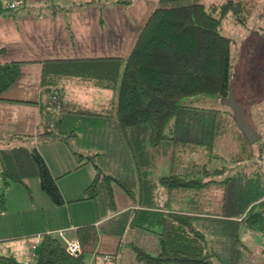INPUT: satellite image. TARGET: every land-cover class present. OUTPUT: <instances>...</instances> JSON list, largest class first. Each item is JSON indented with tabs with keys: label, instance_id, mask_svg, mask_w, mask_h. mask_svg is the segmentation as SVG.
<instances>
[{
	"label": "trees",
	"instance_id": "16d2710c",
	"mask_svg": "<svg viewBox=\"0 0 264 264\" xmlns=\"http://www.w3.org/2000/svg\"><path fill=\"white\" fill-rule=\"evenodd\" d=\"M181 1L191 0H159L128 57L118 59L114 82L87 77L85 81L94 87L116 91V97L105 105L88 112L66 108L61 104L58 82L69 77L54 68L71 64L47 67L43 71L38 102L41 122L37 136L45 142L66 144L77 161V168L84 164L94 167V179L84 189L82 200L94 202L99 219L116 212L115 187L134 203L132 210L105 221L99 228L118 237L127 227L147 230L157 236L159 253L156 256L139 245H131L137 262L232 264L241 258V226L244 230L264 234V170L256 169L255 177L248 171L255 169L256 155L262 149L246 141L231 110H209L183 105L182 101L199 96L225 101L231 88L232 55L231 40L220 34L221 26L228 15L233 16L235 25H246L252 16V7L245 1L234 0L209 6L175 4ZM100 2L92 0L86 4ZM129 3L114 0L103 4ZM5 11V15L14 12ZM89 61L81 64L91 63ZM19 73V63L0 64V101L15 85ZM71 80L78 82L79 79ZM54 89L59 92L57 103L51 102ZM53 109L58 115L54 124L48 126L47 119ZM80 118L110 122L111 131L114 128L120 138L125 137L128 147L137 156L147 151L139 140V136H146L143 139H147L149 150H156L158 157L170 158L171 174L152 180L151 185L141 174L130 180L102 175L95 163V159L103 156L101 153L84 155L70 144L71 138H78V121L73 119ZM227 136H231L237 149L227 159L235 167L210 169L212 159H226L214 152V147ZM219 175L226 176L215 180ZM35 176L42 192L55 206L65 204L56 180L35 147L12 146L9 142L0 145V208H5V195L11 186L20 184L28 189L26 180ZM212 186L221 194L219 213L200 212L199 207L210 204L204 192ZM169 194L179 199L174 206L168 201ZM103 195L108 201L105 213L98 201ZM160 196L167 200L157 201ZM238 218L241 220L237 221ZM214 224L220 237L232 242L225 249L221 250L220 244L211 238ZM76 234L80 246L77 255H70L52 235H40L33 264H87V260L97 254L98 227L95 224L80 226ZM0 264L23 263L13 257H0Z\"/></svg>",
	"mask_w": 264,
	"mask_h": 264
},
{
	"label": "rangeland",
	"instance_id": "374dc122",
	"mask_svg": "<svg viewBox=\"0 0 264 264\" xmlns=\"http://www.w3.org/2000/svg\"><path fill=\"white\" fill-rule=\"evenodd\" d=\"M226 1L228 0H191L181 1L175 4L200 3L209 6L211 4L219 5ZM234 1H245L249 3L252 7V16L247 24L242 26L235 25L233 16L228 15L222 23L220 34L231 40V88L235 100L244 109L248 124L261 135V139L256 142V147L257 149H262V151L257 153L259 157L256 155L255 169L248 170L253 172V177H255L254 174H257L256 169L262 168L264 170V0ZM56 68L57 72L61 70L69 77V79H66V81L62 80L60 83H62L61 90L65 98L70 95L74 98L71 102V110L78 111L82 109V112H88V110L90 111V109H92L89 104L101 105L107 102L109 98H112V90H103L102 88L94 87L85 80L88 76H95V80L101 79L114 82L118 73L116 64L105 65L89 63L57 66L54 69ZM71 79L79 80L78 82L76 80L74 82ZM72 92H74V94ZM85 104L88 105L86 106ZM182 104L220 112L230 110L226 106L225 101L212 96L187 98L182 101ZM107 113L109 112L105 111V114ZM73 121H78L76 124L78 138L70 139L71 146L84 155L88 154L87 151L101 153L103 156L95 159V163L99 166L102 175H111L115 178L130 180L132 178L137 179L141 174L140 177L151 185L152 180L156 181L160 177L171 174L172 171L169 166L170 158L158 157L157 152H155L156 150L151 148L150 149L154 151L149 150L147 139H143V137L146 136H139V140L146 145L145 150L147 151L137 156V154L135 155L130 147H128V142L125 137L120 138L114 128L111 131L110 122L107 124L103 122V120L93 122L91 118L73 119ZM230 137L231 136H227L215 143L214 152L225 156L226 159H212L209 166L210 169L222 166L227 168L235 167L230 161H227V159L229 160L230 158L228 155L232 151H237ZM237 168H239V166ZM227 174L228 173H226V175ZM93 175L94 169L92 166L89 165L88 168H84L80 179L82 180V184L86 181L88 182L86 185H88ZM226 175L215 176L214 179L222 180ZM26 183L28 189L20 184L11 186L5 195V208L3 210L0 208V257H13L16 260H20V255L22 254V257L25 256L28 250H32L35 255L36 247L40 242V235L45 233L51 234L52 231L47 230L56 228L54 219L60 218L61 211H63L62 214L64 213V217L67 218L70 216L68 221L69 226H71L70 221L72 219L73 223L84 225L93 224L91 222L97 220L98 214L93 201L71 203L69 208L68 204L62 205L64 208L62 206H55L49 197L42 192L39 179L36 176L27 179ZM72 187L81 189V187L72 184L68 190L65 189L64 191L67 196L82 195V191L79 192ZM210 190L212 193L208 192ZM215 191L216 188L212 186L209 190L204 192L206 195L205 199L208 200L210 204L209 206L199 207L200 212L219 213L221 194ZM114 193L118 199H120V197L127 199L123 192L117 187L114 188ZM168 198H170L168 201L170 200L169 202L172 206L179 200L174 199L170 194ZM166 200L167 198L162 196L159 197V200L157 199V201L160 202ZM98 201L102 213H105L108 201L104 195L103 197L101 196ZM153 201L156 202V200ZM236 220H241V218ZM217 229L216 224H214L211 229L213 232L211 238L217 245L220 244L222 250L232 242L224 241L223 238L220 237L221 234ZM244 229L245 228L241 226L239 230V247L243 245V247H240L243 254V257H241V264H263L264 256L257 246L263 245L264 234L261 235L257 232ZM56 230L57 229H54V231ZM23 232L31 233L27 236L29 241L24 251H22L23 253L19 251L17 239L5 241L3 239L8 236L20 235ZM59 233L62 235V232H58L57 235ZM131 237L135 244L143 247L150 255H158L159 241L157 236L147 230L134 229V232L128 234L125 240L128 241ZM37 239H39L37 245L32 246ZM74 240L78 241L77 238ZM245 248L248 250H243ZM120 254L119 260L115 264H142L135 260L134 252L130 248H124L121 250ZM104 256H101L102 263L112 264V258L110 259L109 257L108 260H104ZM25 262L26 264H30L29 261Z\"/></svg>",
	"mask_w": 264,
	"mask_h": 264
},
{
	"label": "crops",
	"instance_id": "0c3cea01",
	"mask_svg": "<svg viewBox=\"0 0 264 264\" xmlns=\"http://www.w3.org/2000/svg\"><path fill=\"white\" fill-rule=\"evenodd\" d=\"M90 1L92 0H25L22 8L14 11L12 15H5L6 1L0 0V11L3 12L0 14V64L16 62L20 67L15 85L4 93V99L0 101V145L9 142L12 146L35 147L56 180L68 208L71 203L87 201L82 200L83 191L93 181L95 169L91 164L77 168V161L72 151L63 142H45L38 138L41 122L38 102L41 99L43 71L47 67L54 68V65H78L85 60L105 65L117 64L118 61L120 62L118 59L124 60L130 54L151 12L159 2V0H125L130 1L126 5L103 4L114 0H98L101 2L86 4ZM79 4L81 7H77ZM58 84L61 89L62 83L58 82ZM60 93L61 104L71 108L73 96L65 98L62 90ZM115 97L116 91L113 92L111 99ZM109 99L101 105L108 103L111 100ZM101 105L89 104L93 110ZM87 153L91 152L87 151ZM89 165L94 169V175L88 185L86 181L82 184L80 180L82 171ZM72 184L81 187V189L72 187L79 192L82 191L81 196H67L64 192ZM115 202L117 206L115 213L102 219L97 217V220L91 222L98 227L99 238L97 254L87 260V264H103L101 256L104 255L113 256L114 260L111 262L115 264L119 260L121 250L124 248L132 250L131 245L135 244L132 237L128 241L125 240L134 229L127 227L118 237L99 228L105 221L134 208V203L128 198L118 199L115 196ZM62 212L60 218L54 219L56 228L47 231H52L50 235L64 246L77 238L76 229L84 224L73 223L72 219L69 226L70 216L66 218ZM58 232H62V235H57ZM30 234L23 232L3 239L4 241L17 239L19 251L23 253L29 241L27 236ZM38 240L32 246L37 245ZM257 247L264 255V243ZM240 251L243 257L241 248ZM34 257L36 252L34 255L32 250H28L25 256L22 257L21 254V259L17 261L23 264L29 261L33 264L36 260ZM234 262L241 264V258Z\"/></svg>",
	"mask_w": 264,
	"mask_h": 264
},
{
	"label": "water",
	"instance_id": "95a60500",
	"mask_svg": "<svg viewBox=\"0 0 264 264\" xmlns=\"http://www.w3.org/2000/svg\"><path fill=\"white\" fill-rule=\"evenodd\" d=\"M226 106L231 110L235 124L249 144H255L261 139V135L257 133L247 122L244 109L236 102L233 90L230 88L227 98L225 99Z\"/></svg>",
	"mask_w": 264,
	"mask_h": 264
},
{
	"label": "built area",
	"instance_id": "2783aa9c",
	"mask_svg": "<svg viewBox=\"0 0 264 264\" xmlns=\"http://www.w3.org/2000/svg\"><path fill=\"white\" fill-rule=\"evenodd\" d=\"M5 8L8 11H16L20 8L23 7L25 0H5ZM58 97H59V92L57 89H54L52 91L51 94V102L52 103H57L58 101ZM56 115H57V111L56 109H53L51 111V114L49 115L48 119H47V124L48 126H52L56 120ZM59 236H61V234H58ZM66 251L70 254V255H77L80 253V246L78 241L74 240V241H70L68 243H66L65 245ZM34 248V247H33ZM110 257L111 261L114 260L112 256H104L103 259L104 260H108Z\"/></svg>",
	"mask_w": 264,
	"mask_h": 264
}]
</instances>
